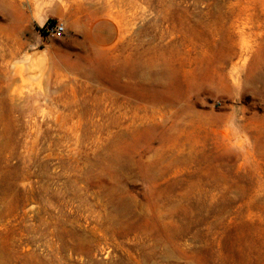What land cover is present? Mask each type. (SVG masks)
<instances>
[{"label":"rangeland","instance_id":"obj_1","mask_svg":"<svg viewBox=\"0 0 264 264\" xmlns=\"http://www.w3.org/2000/svg\"><path fill=\"white\" fill-rule=\"evenodd\" d=\"M0 264H264V0H0Z\"/></svg>","mask_w":264,"mask_h":264},{"label":"built area","instance_id":"obj_2","mask_svg":"<svg viewBox=\"0 0 264 264\" xmlns=\"http://www.w3.org/2000/svg\"><path fill=\"white\" fill-rule=\"evenodd\" d=\"M45 30L53 35H62L65 32V25L64 24H52L48 25Z\"/></svg>","mask_w":264,"mask_h":264}]
</instances>
